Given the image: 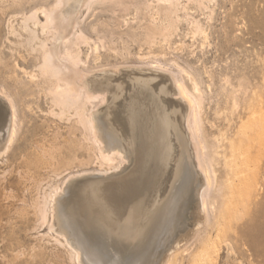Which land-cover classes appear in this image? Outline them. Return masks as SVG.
I'll return each mask as SVG.
<instances>
[{"label": "rangeland", "instance_id": "obj_1", "mask_svg": "<svg viewBox=\"0 0 264 264\" xmlns=\"http://www.w3.org/2000/svg\"><path fill=\"white\" fill-rule=\"evenodd\" d=\"M52 1L26 0V11L42 4L49 7ZM81 1L83 3L84 0ZM15 2L16 0H8L3 4L0 0V90L5 89L4 92L14 101L18 129L16 142L10 152L0 157V264H74L70 260L69 249H63L66 246L61 248L62 244L56 245L53 241L55 237V240L59 239V242L66 245L63 237L59 236L61 240L55 236V232L48 231L51 219L49 224L43 226L38 220L36 209L40 193H48V187L50 189L60 183V187L67 189L63 190L62 196H58V199L61 196L59 200L62 202L60 211L65 214L63 217V213L59 211L61 218H64L61 221H65H62V231L72 242L76 239L83 241V238L79 239L83 233L86 240L83 241L84 245L86 243L90 252L104 255L101 258L105 264H131L132 261H136L135 264H150V260L153 264L164 262L176 241L196 224L203 182L186 132L188 110L168 81V75L172 72L176 77H181L187 71L198 80L203 91L204 137L211 146L219 141L222 152L215 167L217 177L224 185L223 193H226L223 215L227 225L218 238L221 250L211 264H264V0L84 1L90 2L89 6L83 3V9L80 12L78 10L72 34L64 46L72 58L78 59L80 63L72 66L63 61L60 75L55 77L43 76L41 55L33 52L30 45L20 46L17 39H8V22H5L1 10L6 9L8 16L19 13ZM40 21L46 22L42 14ZM196 22L208 34V40L203 35L193 36ZM39 32L38 49L41 48V40L44 45L49 44L46 36ZM153 62L162 64L165 69L155 67ZM68 64L72 71L66 68ZM149 64L152 67H148ZM115 67L120 68V71ZM111 68L116 72L111 71ZM166 68L171 71L169 74ZM182 70L184 71L181 73ZM87 71L93 73L88 74ZM70 72L73 73L70 75L77 73L78 79H84L83 82H78L81 85L74 83L76 74L71 78L66 77ZM61 74L68 79L74 78L75 81H67ZM33 75L35 78H32ZM60 77L64 79L62 84H70L73 88L77 84V89H74L78 92L79 100L74 107L77 106L78 109L85 106V112L90 110L89 114L98 118L102 126L107 124L108 129L123 138L122 141L129 150L125 153L127 160L120 170H110L111 173L103 171L108 170V166L101 167V161L98 163L99 145L93 141L94 136L90 130L79 123L80 115L76 113V109L72 107L73 109L68 110L56 104L57 97L49 92L52 82ZM84 86L88 90H83ZM166 90L170 92L167 94ZM149 94L153 97L150 98ZM163 94L167 95L164 97ZM101 95H105L104 100ZM7 101L0 96V112L4 115V119L0 121V133L3 135L0 137V146L8 141L7 135L2 132L10 112ZM234 101L237 102V108H234ZM138 107L146 108L143 119L152 126L151 141H156L154 145L146 139L142 141L138 136L135 127L138 121H142L136 112ZM109 118H112L111 121ZM134 121L137 123L132 125ZM178 125L179 128L181 126L180 129ZM168 138H171V142H168ZM143 145L144 153L143 149L139 152ZM182 149L186 153L184 171L181 179L176 182L179 178ZM142 162L145 167L143 173H139ZM158 168L163 171L160 172ZM93 171L108 174H95ZM83 172L87 175H83ZM79 174L83 176L80 177ZM70 175L75 176L69 179ZM137 176L146 181L148 188L133 193L129 185L133 182V177L136 179ZM129 177H132V181ZM67 178L65 186L63 183ZM120 179L124 180L123 184ZM173 186L176 192L179 190L182 198L171 216L172 220L165 232L156 237L147 248H142L147 243L150 244L146 235H149L152 224L162 209L160 207L164 206ZM39 188L43 189L40 191ZM190 189H193V194ZM126 190L127 194L124 192ZM129 193L132 198L128 197ZM127 200H130L129 203ZM180 209L181 213H185L179 214ZM177 215H181L178 220ZM66 221L71 225H66ZM174 225L176 228H173ZM66 226H72L73 231L70 228L66 231ZM214 226L212 216L207 229L202 227L204 232L199 231L202 233L200 237L194 238V244L193 239L191 240L192 246L189 243L190 250L178 257V264L191 263L193 256L199 251L201 241L208 235L211 238L216 234ZM71 231L72 235L68 233ZM59 245L61 246L58 247Z\"/></svg>", "mask_w": 264, "mask_h": 264}, {"label": "bare ground", "instance_id": "obj_2", "mask_svg": "<svg viewBox=\"0 0 264 264\" xmlns=\"http://www.w3.org/2000/svg\"><path fill=\"white\" fill-rule=\"evenodd\" d=\"M8 0H2V3H6ZM85 2H88V0H84ZM83 1V3H84ZM160 1H163V2H171V0H160ZM179 1V0H177ZM181 1V0H180ZM191 1V0H190ZM213 1V0H211ZM26 0H16L15 2V5L16 7L18 8L19 10V13L16 12V13H13L12 15L8 16L7 15V10L6 9H2L1 12H2V15L5 16V22H8V34H7V37L9 39V37L11 38H14V39H17L19 42H20V46L23 45V44H28L32 47V51L33 52H36V53H39V55H41V60L43 63L42 66H41V70H42V74L43 76L45 75H50V76H58L60 75L59 72L61 71V64L64 65L63 61H67L69 62L70 65L72 66H77L79 65L80 61L77 59H74L72 58L71 54L69 53V51H66V48L64 49V46L66 44V42L68 41L69 39V36L72 34V31H73V23H75L74 20H76V18L74 19V17L76 16V14L78 13V10L80 12V9L82 10V1L81 0H53L51 2V4L49 5V7H45L46 5L42 4L40 6H37L35 8H31L30 11H26ZM90 3V2H89ZM89 3H84L86 6H89ZM2 4V5H3ZM84 7V6H83ZM85 8V7H84ZM40 14L44 15L45 18H46V22L45 23H42L40 21ZM78 16V15H77ZM74 21V22H73ZM32 24H33V27H32ZM41 26V29H38V27ZM42 32V35L46 36V39L47 41L49 42L48 45H44V42L41 40V48H36V46L40 43H38V41H40V32ZM52 34V36L50 35ZM197 35H203V37L205 36V40H208V34L201 28V26L199 25L198 22L195 23V31L193 32V36H197ZM24 36H26L24 38ZM12 43V42H11ZM39 45V46H40ZM38 47V46H37ZM64 50V51H63ZM38 55V54H37ZM148 62V61H147ZM155 62V61H154ZM153 62V64H154ZM41 63H38V65L40 66ZM66 64V63H65ZM69 64H68V67L66 66V68H69ZM152 64V65H153ZM154 65H156L155 67H163L162 64H159L158 62H156ZM147 66V64H146ZM151 66L150 64L148 65V67ZM71 67V66H70ZM125 67V66H123ZM129 67V66H128ZM147 67V68H148ZM152 67V66H151ZM150 67V70H152V68ZM73 68V67H72ZM78 68V67H77ZM132 68V67H131ZM140 68V67H139ZM142 68V67H141ZM40 69V68H38ZM71 69V68H69ZM114 68H111L110 70L111 71H115L113 70ZM115 69H117V71H120L118 69V67H115ZM137 69V68H136ZM144 69V68H142ZM149 69V68H148ZM160 69H165L164 67L163 68H160ZM104 70V69H102ZM154 70V69H153ZM157 70V69H156ZM167 73L169 74V72H171L169 69H167ZM39 71V70H38ZM72 71V69H71ZM74 71V69H73ZM76 71V70H75ZM74 71V72H75ZM99 71V70H98ZM159 71V69L157 70ZM163 71V70H162ZM165 71V70H164ZM163 71V72H164ZM184 70L181 71V73L183 72ZM40 72V71H39ZM66 72V70H65ZM69 71H67L68 73ZM90 71H87L86 73L89 74ZM92 72V71H91ZM90 72V73H91ZM116 72V71H115ZM124 72V71H123ZM64 73V72H63ZM65 73V74H67ZM72 72H70L68 74V76L66 75V77L68 78H71L72 76H76V81L74 80V78L72 79H68L66 77H64V74L62 75L61 74V77L63 76L64 79H67V81L69 80H74L75 82L74 83H78L79 81H82L84 79H81L79 80L77 78V73H75L74 75H70ZM82 73V72H81ZM93 73V72H92ZM91 73V74H92ZM173 73V72H172ZM169 74L168 76V81L170 83V85L172 87H174V93L179 97V99L182 101V103L185 105L186 109L188 110V116H187V119H186V129H187V133H188V136L191 140V146L193 147L192 150H193V154L195 152V156H196V160H197V165H198V168H199V171L202 175V184H201V191H200V195H199V206L197 208V218H196V224L194 226L193 229H191L188 233L182 235L177 241L176 243L174 244V246L172 247L171 251L168 253V255L166 256L164 262L162 264H178V257L186 252H188L192 246V244H194L193 241H195L196 237L197 239L200 237V235L204 232H202L203 229H207V227L210 225L211 223V218L213 216V221L215 222V226L213 227V230L215 229L216 231V234L210 238V236L208 235L205 239H203L200 243V246H199V251L193 256L192 260H191V263L190 264H196L197 262L199 264H211V262H213L216 258V256L219 254L220 250H221V247L218 243V238L223 234V232L225 231V226L227 225L226 224V218L224 217V207L226 205V199H225V195L226 193H223V190H224V185L222 184V181H219L218 177H217V171H216V163L218 162L219 159H221V156H222V152H221V146H220V143L219 141H215V143L211 146L208 142H207V139L206 137H204V133H203V117H202V110H203V91L201 89V86H200V83L198 82V80L191 74L189 73L188 71L187 72H183L182 76L181 77H176L175 74ZM36 74V73H35ZM73 74V73H72ZM80 74V73H79ZM87 74V75H88ZM39 75V73L37 74ZM70 75V76H69ZM42 76V77H43ZM82 76V74L80 75ZM84 76V74H83ZM58 78L56 80V82H52V87L50 89V94L54 95L57 97V100L55 101L57 105L59 106H62L64 108H68V110H71L72 107H74V105L77 104L78 100H79V95H78V92L74 89L76 87L77 84H75V87L73 88L70 84L66 85V84H62V82H64L63 78ZM85 78L87 76H84ZM145 77V76H144ZM148 77V76H147ZM151 77V75H150ZM163 77V76H162ZM32 78H35V75L32 76ZM92 78V77H91ZM90 78V79H91ZM107 78V77H106ZM153 78V77H152ZM78 79V81H77ZM37 80V79H36ZM35 80V81H36ZM87 80V79H86ZM106 80V79H105ZM165 80V79H164ZM163 80V81H164ZM39 81V78L38 80ZM66 81V82H67ZM112 81V80H111ZM138 81V80H137ZM147 81V80H146ZM73 82V81H72ZM83 82V81H82ZM101 82V81H100ZM105 83L109 82V81H104ZM114 82V81H113ZM140 82V80L138 81V83ZM150 82V81H149ZM158 82V81H157ZM160 82V81H159ZM162 82V81H161ZM99 83V82H98ZM115 83V82H114ZM146 83V82H145ZM144 83V85H146ZM81 85V82L78 83V85ZM86 84V83H85ZM131 84V83H130ZM142 84H143V81H142ZM153 84V83H152ZM151 84V85H152ZM166 84V83H165ZM94 85V84H93ZM104 85V84H103ZM109 85V84H108ZM107 85V86H108ZM116 85V83H115ZM159 85V84H158ZM161 85V84H160ZM164 85V84H162ZM167 85V84H166ZM86 86V85H85ZM85 86L83 87V90L85 88ZM106 86V87H107ZM113 86V85H112ZM135 86V85H134ZM143 87V85H140ZM147 86V85H146ZM150 86V84H149ZM157 86V85H156ZM95 87H97L95 85ZM99 87V86H98ZM106 87H103L104 89ZM110 87V86H109ZM114 87V86H113ZM132 87V86H131ZM136 87V86H135ZM155 87V86H154ZM168 87V86H167ZM166 87V88H167ZM170 87V86H169ZM79 89L82 88V87H78ZM88 88V87H87ZM102 88V87H101ZM99 88V89H101ZM102 88V89H103ZM148 88V87H147ZM156 88V87H155ZM159 88V87H158ZM162 88V86H161ZM160 88V89H161ZM3 89V88H2ZM77 89V87H76ZM96 89V88H95ZM107 89V88H106ZM137 89V87L135 88V90ZM140 89V88H138ZM165 89V88H164ZM5 90V89H4ZM1 91L0 90V96L3 98V99H7L8 103H9V109H10V112H9V116H8V120L4 126V129H3V133L5 135H7V138H8V141L5 145L3 146H0V157L1 156H5L7 155L11 148L13 147V145L15 144L16 142V138L18 136V129H17V111H16V107H15V104H14V101L12 100L11 96L10 95H7L5 92ZM82 90V89H81ZM85 90H88L85 88ZM132 90V89H131ZM134 90V89H133ZM171 90V89H170ZM98 91V90H97ZM100 91V90H99ZM98 91V92H99ZM104 91V90H103ZM167 91V90H166ZM172 91V90H171ZM139 92V91H138ZM155 92V91H154ZM162 92V91H161ZM165 92V91H164ZM163 92V93H164ZM170 91H167V94L169 93ZM173 92V91H172ZM89 93H92L89 91ZM100 95V93H98ZM97 93H95V95L98 96ZM152 94V92H151ZM156 94V93H155ZM160 94V92H159ZM166 94V95H167ZM172 94V93H171ZM106 95V94H105ZM105 95H101L103 97V100H104V97ZM150 95V94H149ZM157 95V94H156ZM165 94H163V96L165 97L166 96ZM81 96V95H80ZM126 96V95H125ZM162 96V94L160 95ZM171 96V95H170ZM176 96V97H177ZM93 97L94 96V92H93ZM134 97V96H132ZM141 97V96H140ZM153 97V96H152ZM151 95H150V98H152ZM168 97V96H167ZM92 98V97H91ZM98 98V97H97ZM128 98V97H127ZM130 98V97H129ZM95 99V98H94ZM142 99V98H141ZM158 99V98H157ZM161 99V97H160ZM173 99H176L174 98L173 96ZM102 100V99H101ZM102 100V101H103ZM128 99H126V102H127ZM130 100H132V98H130ZM162 100V99H161ZM160 100V101H161ZM106 101V100H105ZM115 101H116V98H115ZM157 101V100H155ZM104 102V101H103ZM102 102V104H103ZM114 102V100H113ZM112 102V103H113ZM156 103V102H155ZM159 103V102H157ZM99 104V103H98ZM101 104V102H100ZM99 104V105H100ZM101 104V105H102ZM121 104V103H120ZM179 104V103H178ZM94 105V104H93ZM118 105V104H117ZM123 105V104H122ZM157 105V104H156ZM161 105V104H160ZM163 105V104H162ZM112 106V104H111ZM84 108H86L85 106H83ZM93 107V106H92ZM120 107V105L118 106ZM117 107V108H118ZM122 107V106H121ZM165 107V105H164ZM238 105H237V102L234 101V108H237ZM76 109V113L78 115H80V122L83 127L87 130H90V132L92 133V135L94 136H91L93 137V141L96 142V144L99 145V152H100V155H99V158H98V163L99 161H101L100 165L101 167H106V165L108 166V170H102L104 172H110V170H118L120 167H122V165L126 162L127 158L125 156V153L127 154V150H129L126 146V144H124V142L122 141L123 138H120L119 135H117L118 133L108 129L107 124L106 126H102L101 125V122L98 120V118L94 117L93 114H91V116H88L90 115L89 112L88 115H87V118L90 117V118H86L85 114V110L84 108H80L78 107L77 109V106L74 107ZM91 108V107H90ZM95 108V107H94ZM98 108V107H97ZM114 108V107H112ZM132 108V107H131ZM139 108V107H138ZM157 108V107H156ZM63 109V108H62ZM73 109V108H72ZM144 109V111H143ZM158 109H162L160 107H158ZM167 109V108H166ZM173 109V108H172ZM87 110V109H86ZM93 110V109H92ZM115 110V108H114ZM125 110V109H124ZM136 110V109H135ZM145 110L146 108L142 107V108H139L136 110V112L140 115V118L142 121H138L135 122L134 124L132 125H135L136 123L138 125H136V131L139 133L138 136H140V138H142L141 140H147L148 142H150L152 145H154V143L156 142H153L151 141V136H152V126L150 123H148L145 119H143V117H145ZM174 110V109H173ZM180 110V109H179ZM75 111V110H74ZM95 111V109H94ZM93 111V112H94ZM97 111V110H96ZM100 111V110H99ZM109 111V110H108ZM112 111V110H111ZM161 111V110H159ZM167 111V110H166ZM172 112V110H170ZM175 111V110H174ZM92 112V111H91ZM92 112V113H93ZM110 112V111H109ZM128 112V111H127ZM130 112V111H129ZM157 112V111H156ZM98 113V112H97ZM103 113V111H102ZM113 113V111L111 112ZM125 113V112H123ZM149 113V112H148ZM160 113V112H159ZM108 114V113H107ZM129 114V113H127ZM131 114V113H130ZM171 114V113H170ZM177 114V113H175ZM180 114V112H179ZM102 115V114H101ZM105 115V114H104ZM110 115V114H108ZM106 115V116H108ZM133 115V113H132ZM157 115V114H156ZM159 115V114H158ZM166 115V114H165ZM181 115V114H180ZM103 116V115H102ZM113 116V114L111 115ZM125 116V115H124ZM123 116V117H124ZM128 115H126L127 117ZM130 116V115H129ZM152 116V115H151ZM163 115H160V117H162ZM167 116V115H166ZM165 116V117H166ZM173 116V115H172ZM120 117V116H119ZM137 118V115L135 116ZM174 117V116H173ZM177 117V116H176ZM175 117V118H176ZM4 119V115L2 114V112H0V121ZM104 119V118H103ZM110 119V118H109ZM108 119V120H109ZM112 119V118H111ZM110 119V121H111ZM120 119V118H119ZM126 119V118H125ZM132 119H133V116H132ZM174 119V118H173ZM177 119V118H176ZM123 120V119H122ZM134 120V119H133ZM136 120V119H135ZM156 120V118H155ZM158 120V118H157ZM184 120V119H182ZM104 122V121H103ZM113 122V121H112ZM123 122V121H122ZM131 122V121H130ZM140 122V123H139ZM166 122V121H165ZM174 122V121H173ZM180 122V120H179ZM133 123V122H132ZM176 123V122H175ZM173 124V123H171ZM183 124V123H182ZM158 125V123H157ZM157 125L156 128H157ZM154 126V127H155ZM169 126V124H168ZM167 126V127H168ZM118 127V126H117ZM133 127V126H132ZM110 128V126H109ZM172 128V126H171ZM176 128V127H175ZM178 128H179V125H178ZM181 128V126H180ZM179 128V129H180ZM131 129V128H130ZM168 129V128H167ZM154 130V129H153ZM170 130V129H169ZM177 130V128H176ZM132 131V130H131ZM134 131V130H133ZM174 131V129H173ZM183 131V130H182ZM89 132V131H88ZM128 132V131H126ZM170 132V131H169ZM90 133V134H91ZM134 133V132H133ZM179 133L181 134L180 130H179ZM171 134V133H170ZM173 134V133H172ZM133 135V134H132ZM131 135V136H132ZM158 135V134H157ZM176 135V133H175ZM2 133H0V137H2ZM137 136V135H136ZM156 136V135H155ZM181 136V135H180ZM263 136H264V132H263ZM168 137H170L168 135ZM176 137V136H175ZM183 137V136H182ZM185 137V136H184ZM183 137V138H184ZM139 138V137H138ZM140 138H139V141H140ZM188 138V137H187ZM171 139V138H170ZM170 139L168 138L167 140H169L168 142H171ZM176 139V138H175ZM92 140V139H91ZM137 140V139H136ZM135 140V141H136ZM156 140H158L156 138ZM177 140V139H176ZM175 141V140H174ZM94 142V143H95ZM130 142V141H129ZM158 142V141H157ZM140 143V142H138ZM142 143V142H141ZM144 143H146L144 141ZM142 143V144H144ZM184 143V142H183ZM187 143V142H186ZM137 144V143H136ZM126 145V146H125ZM188 145V144H187ZM134 146V144H133ZM132 146V147H133ZM137 146V145H135ZM157 146V145H156ZM167 146V144H166ZM165 146V147H166ZM174 146V145H172ZM176 146V145H175ZM141 147V145H140ZM169 148V147H168ZM179 148V146H178ZM189 148V147H188ZM191 148V147H190ZM141 149H143V153L145 151V145L142 146V148H140L139 152L141 151ZM157 150V148H155ZM134 150V149H133ZM170 150V149H169ZM174 150V149H173ZM172 151V149H171ZM211 151V152H210ZM139 152H136V153H139ZM155 152V151H154ZM173 152V151H172ZM176 152V151H175ZM179 152V150H178ZM131 153V152H130ZM135 153V154H136ZM147 153V152H146ZM134 154V153H133ZM131 154V155H133ZM150 155V154H149ZM154 155V153H153ZM156 155V153H155ZM168 156V154H166ZM185 149H182V154H181V160H180V163H179V169L177 168V166H175L177 169H178V172H179V178H177L176 182H178L181 177L183 176V171H184V161H185ZM144 156V155H143ZM178 156V155H177ZM176 156V157H177ZM194 156V157H195ZM98 157V156H97ZM121 159H120V158ZM137 157V156H136ZM173 157V156H171ZM175 157V158H176ZM193 157V156H192ZM129 158V157H128ZM149 158V157H148ZM156 158V157H155ZM134 159V157H133ZM136 159V158H135ZM144 159V158H142ZM145 159H147L145 157ZM144 159V160H145ZM154 159V158H153ZM174 159V158H173ZM121 160V161H120ZM143 160V161H144ZM150 160V159H149ZM156 160V159H155ZM171 160V159H170ZM169 160V161H170ZM118 161V162H117ZM154 161V160H153ZM168 161V160H167ZM165 161V162H167ZM193 161V159H192ZM90 162V161H89ZM88 162V163H89ZM94 162V161H93ZM117 162V165H115ZM145 162V161H144ZM147 162V161H146ZM145 162V163H146ZM172 162V161H171ZM174 162V161H173ZM194 162V161H193ZM83 163V162H82ZM81 163V164H82ZM91 163V162H90ZM170 163V162H168ZM177 163V162H176ZM80 164V166H81ZM148 164V163H147ZM173 164V163H171ZM171 164H169V166H171ZM87 165V164H86ZM96 165V164H95ZM99 165V166H100ZM155 165V164H153ZM168 165V164H167ZM166 165V166H167ZM195 165V164H194ZM164 166H165V163H164ZM218 166V165H217ZM85 167V165H84ZM136 167V166H135ZM138 167V166H137ZM144 163L142 162L141 163V166L139 167L138 169V172L139 173H143V168H144ZM174 167V166H173ZM83 168V167H82ZM89 168V167H88ZM107 168V167H106ZM170 168V167H169ZM87 169V168H85ZM160 170V168H158ZM99 170V169H98ZM120 170V169H119ZM134 170V169H133ZM157 170V168H156ZM167 170V168L165 169ZM176 170V169H175ZM198 170V169H197ZM67 171V170H66ZM74 171V170H73ZM101 171V170H100ZM102 171V172H103ZM114 171V172H116ZM136 171V170H135ZM154 171H155V168H154ZM163 171V170H162ZM160 170V172H162ZM170 171V170H169ZM172 171V170H171ZM89 172V171H87ZM100 173L102 174V172H99V171H93V173ZM103 172V173H104ZM129 172V171H128ZM133 172V171H131ZM159 172V173H160ZM165 172V171H164ZM72 173V172H71ZM82 173V172H81ZM84 173V172H83ZM91 173V172H90ZM111 173V172H110ZM113 173V172H112ZM58 174V173H56ZM61 174V173H60ZM76 174V173H75ZM78 174V173H77ZM87 175V173H84L83 175ZM99 174V175H100ZM104 174H108V173H104ZM131 174V173H130ZM135 174V173H134ZM162 174V173H161ZM166 174V173H165ZM173 174H176L173 172ZM64 175V174H63ZM62 175V177H63ZM69 175V174H68ZM80 175V174H79ZM82 175V174H81ZM80 175V177H81ZM82 175V176H83ZM133 175V174H132ZM130 175V176H132ZM157 175H158V172H157ZM172 175V173H171ZM185 175V174H184ZM194 175V174H193ZM75 176V175H74ZM74 176H71L70 177L68 176L69 179L71 178H74ZM77 176V175H76ZM120 176V175H119ZM61 178V176H59ZM127 177V176H126ZM172 177L174 178V176L172 175ZM55 178V177H54ZM57 178V177H56ZM59 178V179H60ZM67 179H64V185H65V181L68 180ZM134 180L132 183H130L129 185V189H132L133 190V193H137V191H144L146 188H148V184L146 183V181H144L142 178H140L139 176L136 177H133ZM168 178V177H167ZM187 178V177H186ZM189 178V177H188ZM194 178V177H193ZM129 179L132 181V177ZM156 179V178H155ZM171 179V178H170ZM56 180V179H55ZM118 180V179H117ZM121 180V179H120ZM126 180V178L124 179ZM124 180L122 182V184L124 183ZM129 180V181H130ZM171 181V180H169ZM174 181V180H173ZM194 181V180H193ZM56 182V181H55ZM115 182V181H114ZM127 183V180L125 181ZM187 182V181H186ZM185 182V183H186ZM58 183V182H57ZM68 183V182H67ZM66 183V185H67ZM125 183V184H126ZM129 183V182H128ZM194 183V182H193ZM192 183V184H193ZM61 184V183H60ZM60 184H57L56 186H51V188L49 189L48 187V190H50L48 193L45 192V193H40L38 191V194L40 193L41 196L38 198L39 200H37L38 202L36 203V209L38 211V220L41 222V224L44 226V224L50 222V219H51V222L49 225V229L48 231H52L54 234H57L55 236H58V238L60 237H63L66 245L63 244L62 242H59V239H56L55 240V237H54V242L56 245H58L57 243H60L62 244L59 245L58 247L61 246V248L65 249V248H68L66 250L69 251V254H70V260L74 263V264H105L104 263V255L101 256V254H96L95 252H90V249L88 250V248L86 247V243L84 245L83 241L86 242V240H84V237L82 236V234L80 235V238H83V241L82 240H75L74 242H72L68 236L66 234H64V231H62L63 229V225H62V220L61 219H64V218H61L60 214H59V211L62 209L60 208L61 206V196L63 194L64 189L66 188H63V187H60L59 185ZM169 184V183H168ZM191 184V185H192ZM48 185V184H47ZM65 185V186H66ZM50 186V184L48 185ZM91 186V185H90ZM95 186V184L93 183V187ZM123 186V185H122ZM193 186V185H192ZM120 187V185H119ZM125 187V186H123ZM41 188V187H40ZM39 188V189H40ZM63 188V189H62ZM86 188V187H85ZM122 188V187H120ZM160 188V187H159ZM43 189V188H42ZM40 189V191L42 190ZM46 189V188H45ZM90 189V188H89ZM128 189V188H126ZM128 189V191H130ZM168 189V187H167ZM175 189V186H173V189L171 191V193L169 194L168 198H167V201L164 203V206L163 207H160L162 208L161 211L159 212L158 217H157V220L154 222L153 227L151 229V227L149 229H151L150 233H148L149 235H146L148 236L147 237V241L150 242L147 243L146 245H144L142 248H147L149 245H151L156 237L160 236L163 232L166 231V229L168 228V223L171 222V216L172 214L174 213L175 209H176V206L179 202V200L182 198V195L180 194L179 190L178 192H176ZM47 190V189H46ZM81 190V189H80ZM84 190V189H83ZM82 190V191H83ZM131 190V191H132ZM170 191V189H168ZM191 190V189H190ZM195 190V189H194ZM45 191V190H44ZM67 191V189H66ZM78 192V189L76 190ZM85 191V190H84ZM87 191V190H86ZM174 191V192H173ZM192 191V194H193V189L191 190ZM122 192V191H121ZM125 194H127V190L124 191ZM79 193V192H78ZM132 193V192H131ZM39 194V195H40ZM43 194V195H42ZM61 194V196L59 197L58 199V196ZM67 194V193H66ZM123 194V193H122ZM130 196L128 197H131L132 194L129 193ZM191 195V194H190ZM135 196V194H134ZM133 196V197H134ZM192 196V195H191ZM190 196V197H191ZM127 197V196H126ZM140 197V196H139ZM188 197V198H190ZM64 198V197H63ZM62 198V200H63ZM90 198V197H89ZM132 198V197H131ZM192 198V197H191ZM130 199V198H129ZM163 199V198H162ZM134 200V199H132ZM131 200V201H132ZM136 200V198H135ZM138 200V199H137ZM164 200V199H163ZM189 200V199H188ZM187 200V201H188ZM82 201V200H81ZM130 201V200H127V202ZM184 201V200H183ZM87 202V201H85ZM84 203V202H83ZM129 203V202H128ZM181 203V202H180ZM190 203V202H189ZM86 204V203H85ZM127 204V203H126ZM124 204V206L126 205ZM134 204V203H133ZM137 205V203H136ZM161 206V205H159ZM181 206V205H180ZM128 208L130 206H127ZM132 207V206H131ZM180 208V207H179ZM183 208V207H182ZM189 208V207H188ZM78 209V208H77ZM137 209V208H136ZM135 209V210H136ZM150 209V208H149ZM186 209V208H185ZM184 209V210H185ZM84 210V209H83ZM127 211V209H125ZM158 210V208H157ZM146 211V210H145ZM159 211V210H158ZM179 211V210H178ZM182 209H180V213L182 215V213H185V212H182ZM60 212H64V211H60ZM79 212V210H78ZM77 212V213H78ZM132 212V211H131ZM70 213V212H68ZM67 213V214H68ZM157 213V212H155ZM79 214V213H78ZM154 214V213H153ZM65 214L63 213V217ZM181 215H177V220H178V216L180 218ZM156 216V214H155ZM186 216V215H185ZM187 218V216H186ZM72 219V218H71ZM80 219V218H79ZM155 219V218H154ZM67 220L69 221L68 217H67ZM182 220V217L181 219ZM151 221H152V218H151ZM150 221V223H151ZM67 222V221H66ZM179 222V221H178ZM181 222V221H180ZM183 222V220H182ZM65 223V221H64ZM69 222L66 223V225L68 224ZM40 224V226H42ZM73 224V222H72ZM180 224V223H179ZM71 224H68V226H70ZM176 225V224H175ZM174 225L173 228H176ZM47 226V225H45ZM65 226V224H64ZM76 226V225H74ZM177 226V225H176ZM67 227V226H66ZM65 227V228H66ZM72 227V226H71ZM71 227H67L66 228V231L68 228H70L72 230ZM203 227V229H202ZM47 228V227H46ZM74 228V227H73ZM77 228V227H76ZM80 229V228H79ZM202 229V230H201ZM115 230V229H114ZM176 230V229H175ZM70 231V230H69ZM73 231V230H72ZM71 232H68V233H71L70 235H72L73 233ZM74 231H75V228H74ZM80 231V230H79ZM199 231H201L199 233ZM116 232V230H115ZM174 233V231H173ZM53 234V235H54ZM76 234V233H75ZM105 234V233H103ZM173 235V234H172ZM171 235V236H172ZM49 236V234H48ZM60 236V237H59ZM76 236H78V233L76 234ZM82 236V237H81ZM145 236V235H144ZM52 237V236H51ZM71 237V236H69ZM73 237V236H72ZM79 237V236H78ZM115 237V236H114ZM76 238V237H75ZM74 238V239H75ZM195 238V239H194ZM61 239V238H60ZM86 239V238H85ZM193 239V240H192ZM62 240V239H61ZM89 240V239H88ZM138 240V239H137ZM192 240V244L190 243ZM58 241V242H57ZM82 241V242H81ZM142 241V240H141ZM140 241V242H141ZM144 242V241H143ZM136 243V242H135ZM138 243V242H137ZM191 246H188L190 245ZM132 246V245H131ZM94 247V246H93ZM97 249L98 247L95 246ZM91 248V247H89ZM95 248V250H96ZM100 249V247H99ZM155 250V249H154ZM166 250V249H165ZM97 251V250H96ZM99 252V250H98ZM159 252V251H158ZM160 252H162L160 250ZM105 252H103L104 254ZM157 253V252H156ZM142 254V253H141ZM161 254V253H160ZM155 256V255H154ZM103 257V258H101ZM153 257V256H152ZM155 258V257H154ZM103 259V260H102ZM152 259V258H151ZM107 260V259H105ZM160 260V258H159ZM151 261V260H150ZM150 264H153L152 262H150ZM107 262V261H106ZM155 262V261H154ZM135 262L132 261L131 264H135ZM109 264H113L112 263H109ZM114 264H116L114 262ZM156 264V263H155Z\"/></svg>", "mask_w": 264, "mask_h": 264}]
</instances>
